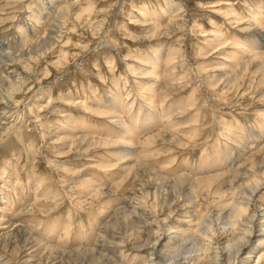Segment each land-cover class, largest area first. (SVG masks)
I'll list each match as a JSON object with an SVG mask.
<instances>
[{
	"label": "rangeland",
	"instance_id": "374dc122",
	"mask_svg": "<svg viewBox=\"0 0 264 264\" xmlns=\"http://www.w3.org/2000/svg\"><path fill=\"white\" fill-rule=\"evenodd\" d=\"M261 33L264 0H0V264H264Z\"/></svg>",
	"mask_w": 264,
	"mask_h": 264
},
{
	"label": "bare ground",
	"instance_id": "6f19581e",
	"mask_svg": "<svg viewBox=\"0 0 264 264\" xmlns=\"http://www.w3.org/2000/svg\"><path fill=\"white\" fill-rule=\"evenodd\" d=\"M67 11V8H65V9H63V11L62 12H59L60 14H63L64 12H66ZM253 24V23H252ZM254 25H255V23H254ZM253 25V27H257L258 26V24H257V26L255 25L254 26ZM257 29V28H256ZM50 33V32H49ZM259 36V40L261 41V43H264V34H259L258 35ZM51 41V40H50ZM43 43H44V41H42ZM46 43V42H45ZM49 45H50V43H49ZM39 46H42L43 47V45L42 44H40ZM47 47V46H46ZM16 73V72H15ZM8 75V74H7ZM10 76V75H9ZM7 77V76H6ZM3 79V78H2ZM1 82V81H0ZM13 82V81H12ZM11 82V83H12ZM2 83V82H1ZM15 83V82H14ZM16 84V83H15ZM7 85V84H6ZM11 85H13V83L11 84ZM134 104V103H133ZM109 106H111V107H113L114 105L113 104H110ZM108 108H110V107H108ZM129 108V107H128ZM93 114L94 115H97V116H103V117H107V116H109L110 118H113V119H117V121H116V123L117 124H119V125H121V126H123V129H122V131H128V128H127V126H125L124 127V124L121 122V119H118L119 118V116L116 114V113H109V114H106V113H103L102 111H100V110H97V109H95L94 111H93ZM126 135V134H125ZM161 135V134H160ZM124 136V135H123ZM154 137H155V135H153ZM152 138V137H151ZM150 138V139H151ZM149 139V138H148ZM149 139V140H150ZM153 139V138H152ZM152 139H151V141H152ZM226 158V157H225ZM144 161H145V159H144ZM145 165V164H144ZM185 176V175H184ZM170 213H172V211L170 212ZM12 221H14V220H12ZM15 222V221H14ZM13 222V223H14ZM13 223H11V222H7L6 224H8V228H13V227H15V224H13ZM246 241H244V243H245ZM246 244V243H245ZM237 245V244H236ZM244 245V244H243ZM200 248V246L199 245H197V249H199ZM236 249V248H235ZM227 252V251H226ZM240 252V251H239ZM223 253V252H222ZM224 258H225V256H224ZM222 262V261H221ZM221 262L220 263H218V264H221ZM213 264V263H212ZM215 264H216V262H215ZM227 264V263H226Z\"/></svg>",
	"mask_w": 264,
	"mask_h": 264
}]
</instances>
